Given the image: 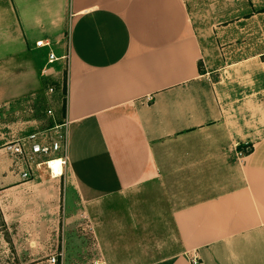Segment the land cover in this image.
I'll use <instances>...</instances> for the list:
<instances>
[{
	"label": "crops",
	"instance_id": "1",
	"mask_svg": "<svg viewBox=\"0 0 264 264\" xmlns=\"http://www.w3.org/2000/svg\"><path fill=\"white\" fill-rule=\"evenodd\" d=\"M256 2L248 10L241 0L234 22L255 18L264 39V0ZM36 40L67 54L65 68L46 70L65 72L53 109L56 122L67 120V164L61 177L38 170L23 181L1 147L0 202L16 196L53 219L60 188L84 205L181 185L191 190L167 215L170 245L139 264H191L190 252L195 264H264V135L236 156L246 136L221 127L183 0H0V104L8 92L29 90L7 77L33 76L26 64L43 49ZM52 236L44 246L62 256V234Z\"/></svg>",
	"mask_w": 264,
	"mask_h": 264
},
{
	"label": "rangeland",
	"instance_id": "2",
	"mask_svg": "<svg viewBox=\"0 0 264 264\" xmlns=\"http://www.w3.org/2000/svg\"><path fill=\"white\" fill-rule=\"evenodd\" d=\"M183 1L201 48L200 71L213 82L221 108V127L228 133L245 135L240 145L251 147V142L264 135V54L258 55L264 53V39L256 19L242 27L234 22L242 11L241 0ZM247 1L248 10H254L256 0ZM46 52L43 48L31 53L36 63L26 67L33 76L7 77L9 85L24 84L29 90L8 92L9 101L0 104V148L12 137L41 130L58 119L55 100L62 92L65 72L43 69ZM60 63L45 65L56 67ZM20 65L15 61L10 68ZM46 109L53 116H48ZM190 190L157 183L80 205L73 194L64 199L60 188L53 219L46 214L39 217L37 209L13 196L8 204L0 202V264H51L46 259L52 249L44 245L55 233L60 235L59 241L62 234L63 253L53 264H139L157 258L170 245L167 215Z\"/></svg>",
	"mask_w": 264,
	"mask_h": 264
},
{
	"label": "built area",
	"instance_id": "3",
	"mask_svg": "<svg viewBox=\"0 0 264 264\" xmlns=\"http://www.w3.org/2000/svg\"><path fill=\"white\" fill-rule=\"evenodd\" d=\"M34 46L47 48L46 60L42 65L45 71L49 67L45 64H50L58 60L62 62L63 68H65L67 59L66 53L60 56L54 55L49 49V43L47 41L36 40L34 41ZM50 90L51 89L48 88V91ZM45 112L48 116H53L50 109H46ZM66 126L67 120L63 118L61 121L53 122V124L41 130L12 137L3 144L2 148L12 157L13 166L21 180L24 181L33 178L38 170L45 171L46 175L51 178L61 177L63 175L67 164L65 154ZM235 154L239 157L243 154V151L236 150ZM54 168H58L57 173ZM60 256L61 252L59 251L50 255L47 261L53 264L55 258ZM188 259L191 264H195L198 261L195 252H190L188 254Z\"/></svg>",
	"mask_w": 264,
	"mask_h": 264
},
{
	"label": "trees",
	"instance_id": "4",
	"mask_svg": "<svg viewBox=\"0 0 264 264\" xmlns=\"http://www.w3.org/2000/svg\"><path fill=\"white\" fill-rule=\"evenodd\" d=\"M250 148H251L250 146L247 147L246 145H238V146H237V149H238V150H242L243 153L248 152V151L250 150Z\"/></svg>",
	"mask_w": 264,
	"mask_h": 264
},
{
	"label": "bare ground",
	"instance_id": "5",
	"mask_svg": "<svg viewBox=\"0 0 264 264\" xmlns=\"http://www.w3.org/2000/svg\"><path fill=\"white\" fill-rule=\"evenodd\" d=\"M54 170H55V172L57 173V171H58V168H54Z\"/></svg>",
	"mask_w": 264,
	"mask_h": 264
}]
</instances>
